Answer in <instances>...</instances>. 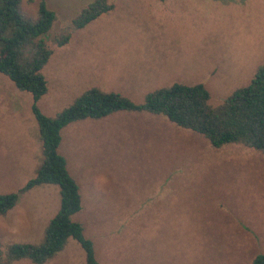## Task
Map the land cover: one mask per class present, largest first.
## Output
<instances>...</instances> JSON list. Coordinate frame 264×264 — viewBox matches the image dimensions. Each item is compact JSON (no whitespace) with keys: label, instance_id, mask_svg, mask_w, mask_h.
Segmentation results:
<instances>
[{"label":"rangeland","instance_id":"rangeland-1","mask_svg":"<svg viewBox=\"0 0 264 264\" xmlns=\"http://www.w3.org/2000/svg\"><path fill=\"white\" fill-rule=\"evenodd\" d=\"M40 1L23 0L22 11L35 17ZM43 1L56 16L51 36L92 0ZM159 1L122 3L112 18L74 30L66 46L48 39L52 54L42 69L48 93L37 101L40 110L52 116L90 87L140 103L147 92L174 82L203 84L209 104L217 106L264 63V0ZM78 48L85 62L79 71ZM154 66L167 72L165 79L141 85ZM0 77L31 99L25 124L0 118L1 194L17 191L35 174L36 167L31 171L28 159L19 158L33 142L26 128L38 129L32 94ZM37 144L41 148L38 137ZM59 151L81 193V209L71 218L85 225L101 264H250L264 253L259 151L236 143L215 148L163 115L126 111L69 124ZM59 202L56 185L19 193L16 205L0 216L3 255L11 243H39ZM46 264H85V253L68 238Z\"/></svg>","mask_w":264,"mask_h":264},{"label":"trees","instance_id":"trees-1","mask_svg":"<svg viewBox=\"0 0 264 264\" xmlns=\"http://www.w3.org/2000/svg\"><path fill=\"white\" fill-rule=\"evenodd\" d=\"M22 1L0 2V72L18 89L32 94L31 111L38 126L42 159L34 177L18 191L0 194V216L16 205L19 193L38 185H56L60 202L44 228L42 241L11 243L5 255L0 244V264H12L20 259L43 264L63 249L68 238L76 240L84 250L85 264H101L92 240L84 235L83 224L71 218L81 209V193L69 173L66 157L59 151L61 131L70 123L100 119L120 111L147 112L163 115L175 125L200 134L215 148L236 143L264 155V63L256 67L248 84L236 88L217 106L209 104L210 94L203 84L173 83L147 92L140 103L119 92L90 87L54 115L44 114L37 101L47 92L42 73L52 54L47 40L56 46L67 44L74 30L108 12L113 4L109 0H92L67 27L47 36L56 19L55 13L41 0L36 16L30 17L22 11ZM250 264H264V253L256 254Z\"/></svg>","mask_w":264,"mask_h":264},{"label":"crops","instance_id":"crops-1","mask_svg":"<svg viewBox=\"0 0 264 264\" xmlns=\"http://www.w3.org/2000/svg\"><path fill=\"white\" fill-rule=\"evenodd\" d=\"M131 0H109V2L110 3H112L113 4V8L111 9V10H109L108 12H106V13H103V14H101L100 16H98L96 19H94L93 21H91L92 23L93 22H98V21H100L101 19H103V18H106L107 16H109V18H112L110 15L111 14H113L116 10H117V8H122L123 7V4L122 3H126V2H130ZM133 1H139V0H133ZM146 1H148V2H155V0H146ZM161 1V4H164V1L165 0H160ZM159 1V2H160ZM156 2H158V0H156ZM147 3V2H146ZM119 4H121V5H119ZM90 22V23H91ZM89 24V23H88ZM87 24V25H88ZM84 28V27H83ZM78 30H80L79 32H81L83 29L82 28H80V29H78ZM68 44V43H67ZM63 46H66V44L65 45H63ZM63 46H61V47H63ZM58 47H60V46H58ZM81 50L82 49H80V48H78V62H77V71H79V70H82L83 69V65L85 64V62H83L80 58L82 57V53H81ZM45 67V66H44ZM43 67V68H44ZM93 68V67H92ZM214 69H216V67H213ZM150 69H151V67H150ZM158 69H157V67L156 66H154L153 67V69H152V75H149L150 77H147L142 83H141V85H145V84H147L146 83V80H149V79H153V78H155V77H157V78H160V79H165V77L163 76V74H165V73H167L166 71H161V72H159V71H157ZM1 73V72H0ZM3 74V73H2ZM3 75H5V74H3ZM6 76V75H5ZM7 77V76H6ZM45 77V76H44ZM8 78V77H7ZM174 83H178V82H174ZM14 84V83H13ZM173 83H171L170 85H172ZM182 84H183V82H182ZM196 84V83H195ZM188 85H192V84H188ZM17 88V87H16ZM20 90V89H19ZM23 91H25V90H23ZM28 92V91H27ZM48 93V88H47V92H46V94ZM120 93V92H119ZM42 97V96H41ZM40 97V98H41ZM39 98V99H40ZM30 97L28 96V97H26V95H24V94H22V93H19L18 91H15L14 89H12V87H11V85H10V83L9 82H7L5 79H3V78H1L0 77V118H1V120H4V118H3V116H7V117H9V118H12V120H14L15 122L16 121H18V122H23V124H25L26 122H28L29 121V119H28V117H26V110H24V108H25V103L27 102V103H30ZM32 102H33V98H32ZM32 104V103H31ZM32 112V111H31ZM33 114V113H32ZM34 116V115H33ZM35 118V117H34ZM85 120H87V119H85ZM81 121H83V120H81ZM78 122V121H77ZM37 123V122H36ZM71 124V123H70ZM69 125V124H68ZM67 125V126H68ZM66 126V127H67ZM65 128V127H64ZM64 128L62 129V130H64ZM28 131H29V134H31L32 135V139H33V142H32V145H30V143H27V145H28V147H29V153H27V154H25V155H20V158H19V160H21V161H26L27 159H28V163H30L31 164V171H34V169H35V167H36V169H35V173H36V170H37V168L39 167V166H37L38 165V163H39V161H40V163H41V159H42V153H41V149H42V144H41V148L39 147V145L37 144V137H38V139L40 140V138H39V132H37V130H36V127L34 126V125H32V127H29V129L28 128H26ZM37 129H38V126H37ZM61 134H62V131H61ZM41 141V140H40ZM61 143H62V141H61ZM61 145V144H60ZM59 149H60V147H59ZM30 150L32 151V152H30ZM62 154V153H61ZM30 164H29V166H30ZM40 165V164H39ZM67 166H68V162H67ZM35 175V174H34ZM34 175L32 176V177H34ZM31 177V178H32ZM30 179V178H29ZM28 179V180H29ZM26 183V182H25ZM24 183V184H25ZM23 184V185H24ZM22 185V186H23ZM21 186V187H22ZM39 186V185H38ZM20 187V188H21ZM36 187V186H35ZM20 188H18V190L20 189ZM34 188V187H33ZM32 189V188H31ZM30 189V190H31ZM80 189V188H79ZM17 190V191H18ZM45 189H43L42 190V194H44V195H46V196H48V194L49 193H47L46 191H44ZM13 192V191H12ZM8 193V192H7ZM155 193H153V195H154ZM157 194V193H156ZM158 197H161L162 195H157ZM45 205H46V203H45ZM51 208H53L52 209V211H54L55 212V210H56V208H57V205L55 204V205H53V206H51ZM12 209V208H11ZM10 209V210H11ZM43 209H44V206H43ZM50 209V208H49ZM52 211L51 212H49V214L48 215H50L51 213H52ZM7 214V213H6ZM52 218V217H51ZM50 218V219H51ZM49 219V220H50ZM48 220V221H49ZM48 221H47V223H48ZM47 223H46V221H45V226L47 225ZM45 226H44V228H45ZM84 228H85V225H84ZM85 231H86V229H85ZM42 241V240H41ZM40 241V242H41ZM93 242V241H92ZM21 243H23V242H21ZM25 243H29V242H25ZM36 244V243H35ZM56 255V254H55ZM82 259V258H81ZM25 261L26 259H20V260H16V261ZM28 260V259H27ZM16 261H14V262H16ZM46 262L47 261H45L43 264H46Z\"/></svg>","mask_w":264,"mask_h":264}]
</instances>
